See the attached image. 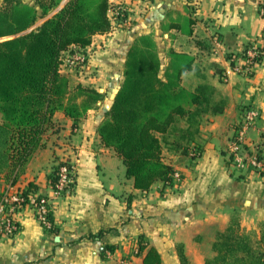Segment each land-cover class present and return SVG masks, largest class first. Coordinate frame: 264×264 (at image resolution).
<instances>
[{"label":"crops","instance_id":"obj_1","mask_svg":"<svg viewBox=\"0 0 264 264\" xmlns=\"http://www.w3.org/2000/svg\"><path fill=\"white\" fill-rule=\"evenodd\" d=\"M109 2L112 9L125 7V16L113 19L110 8L112 29L93 36L85 67L74 71L78 81L93 85L107 98L123 79L133 41L151 34L159 51L173 48L193 58L182 85L190 90L211 85L212 100L223 101L222 111L208 110L201 116L195 143L202 153L197 159L166 153L182 181L170 186L157 180L148 190L134 187L122 159L100 140L97 128L104 100L76 126L56 111L44 145L15 179L0 174V191L12 182L30 188L34 196L50 197L53 228L44 229L33 208L24 206L15 215L18 231L0 236V264H143L150 247L160 255L161 264H181L179 246L190 264H204L214 253L216 234L232 217L256 238L264 229V174L238 171L229 158L230 139L243 107L253 105L262 111L247 131L245 144L261 145L264 137V0ZM252 43L262 47L261 62L248 76L232 73L222 80L228 56ZM61 72L67 73L62 68ZM64 161L74 166L73 182L54 197L51 174ZM139 239L147 246L138 254Z\"/></svg>","mask_w":264,"mask_h":264},{"label":"trees","instance_id":"obj_2","mask_svg":"<svg viewBox=\"0 0 264 264\" xmlns=\"http://www.w3.org/2000/svg\"><path fill=\"white\" fill-rule=\"evenodd\" d=\"M110 8L109 0H1L0 174L15 179L32 153L44 145L56 111L76 126L102 101L104 94L93 85H70L60 64L72 46L85 51L94 35L112 29ZM248 47L237 55L243 56ZM167 58L163 68L153 36H138L126 54L122 83L97 128L101 142L122 159L126 176L139 190H148L157 180L173 185L175 169L166 161L164 148L188 155L194 145L201 154L195 143L200 118L208 110L223 108L222 100H212L211 85L199 84L193 90L182 85L183 73L192 67L189 54L169 48ZM146 246L139 239L138 254ZM212 250L204 264H264V229L256 238L234 216L216 234ZM178 256L181 264H190L181 246ZM143 264H161L155 248L146 250Z\"/></svg>","mask_w":264,"mask_h":264},{"label":"built area","instance_id":"obj_3","mask_svg":"<svg viewBox=\"0 0 264 264\" xmlns=\"http://www.w3.org/2000/svg\"><path fill=\"white\" fill-rule=\"evenodd\" d=\"M125 9L123 6L111 8L114 18H123L125 16ZM262 55V47L257 43L250 44L243 56L237 55V53L230 54L228 56L229 66L221 74L222 80H227L228 75L232 73L249 75L252 73L255 65L261 62ZM87 57L86 52L80 51L68 54L63 57L60 69L62 66H68L70 69L85 67ZM261 112L260 108L253 105L243 107L239 122L234 127L230 139L229 158L234 168L238 171L264 174V137H262V144L258 146L249 147L244 142L247 131L260 118ZM199 154V150L194 145H191L189 155L197 157ZM172 176L174 183L182 181L180 171L175 170ZM73 178V164L68 161L59 163L56 179L52 184V196L61 195L69 189ZM26 205H30L33 208L36 219L44 229L51 230L53 228L50 218V197L44 195L34 196L31 193H25L24 189L9 182L0 191V236H13L18 231L19 226L15 220V215Z\"/></svg>","mask_w":264,"mask_h":264},{"label":"rangeland","instance_id":"obj_4","mask_svg":"<svg viewBox=\"0 0 264 264\" xmlns=\"http://www.w3.org/2000/svg\"><path fill=\"white\" fill-rule=\"evenodd\" d=\"M112 16V18L114 19V16L113 15H111ZM41 20H39V22H40ZM87 48V47H86ZM86 48H85V51H80L79 50V48H76V47H74V46H72L70 49H68L67 51H65L64 52V54H63V57H65L66 55H68V54H73V53H75V52H77V51H80V52H86ZM164 48L165 47H163L162 48V50H160L159 51V55H160V57H161V60H162V67L164 68L165 66H166V62H167V51H165L164 50ZM168 50V49H167ZM87 63V62H86ZM85 63V64H86ZM62 69H64V72L66 71L67 73L66 74H64V75H66L68 78H69V82H70V85H74V84H76V83H82V84H84V85H88V84H86V83H83V82H80V81H78L77 80V78L74 76V71L75 70H77V67L74 69H71L72 70V72H68L67 70L69 69L68 68V66H63L62 67ZM80 69H83V68H80ZM69 73V74H68ZM245 76V75H244ZM246 76H248V75H246ZM121 83H122V81H121ZM121 83L120 84H116L115 85V88H113L112 90H113V92H112V94L111 95H109V96H107V98H103L102 100H104L105 101V104H106V106H105V111L103 112V115H102V118L104 117V114H105V112L106 111H108L109 110V108H110V106H111V104H112V101H113V98H114V95L116 94V92H117V90L119 89V87H120V85H121ZM111 90V91H112ZM242 113V112H241ZM0 120H1V117H0ZM51 129H49V131H50ZM164 155H166V153L167 152H171V151H169V150H167V149H165L164 148ZM181 154V153H180ZM189 155V154H188ZM187 155V156H188Z\"/></svg>","mask_w":264,"mask_h":264},{"label":"water","instance_id":"obj_5","mask_svg":"<svg viewBox=\"0 0 264 264\" xmlns=\"http://www.w3.org/2000/svg\"><path fill=\"white\" fill-rule=\"evenodd\" d=\"M41 22H42V21H40L39 23H37V25L40 24ZM33 27H35V26H33ZM33 27H32V28H33ZM30 29H31V28H30ZM30 29H28V31H29ZM9 37H10V36L3 37V38H1V40H2V39H5V38H9Z\"/></svg>","mask_w":264,"mask_h":264}]
</instances>
